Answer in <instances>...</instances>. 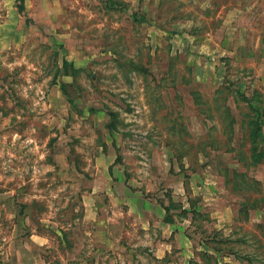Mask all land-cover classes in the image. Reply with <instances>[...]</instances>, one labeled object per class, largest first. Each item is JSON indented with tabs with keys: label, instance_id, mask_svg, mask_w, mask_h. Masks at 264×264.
Masks as SVG:
<instances>
[{
	"label": "rangeland",
	"instance_id": "obj_1",
	"mask_svg": "<svg viewBox=\"0 0 264 264\" xmlns=\"http://www.w3.org/2000/svg\"><path fill=\"white\" fill-rule=\"evenodd\" d=\"M17 4L0 0V264H264V0ZM108 165L132 210L102 192L100 224L85 203Z\"/></svg>",
	"mask_w": 264,
	"mask_h": 264
},
{
	"label": "crops",
	"instance_id": "obj_2",
	"mask_svg": "<svg viewBox=\"0 0 264 264\" xmlns=\"http://www.w3.org/2000/svg\"><path fill=\"white\" fill-rule=\"evenodd\" d=\"M24 7H25V0H24ZM111 164V163H110ZM101 167H103V165H100ZM110 165L104 167L101 171L102 176H104L102 181H96V183L93 185V188L90 192V194H88V198L91 199L86 201V205H87V209L85 211V216L84 217H88L90 219H94L96 220L97 223L103 224V220L106 219V212L107 210H105V212L102 211L101 209V205H99V203L94 202L93 200L96 199V197H98L100 195V193H106L108 195H110L112 197V199H116L115 202H122L124 201L125 204H130V210H132V194L129 195H121V194H116V189H119L116 182V179L119 180L121 177L120 175H116L115 173H112L111 169H108ZM134 179V178H133ZM137 180V179H135ZM121 182H123L122 180H120ZM124 183V182H123ZM130 185V184H129ZM127 187H125L126 189ZM130 190V189H128ZM131 191V190H130ZM143 197V196H142ZM144 202L146 203V199L143 198ZM113 201V203H115ZM147 205V203H146ZM140 215H145L148 212V209L143 206L140 207ZM164 218V217H163ZM110 229V228H109ZM117 228H111L109 231H104L100 233V237H98V240H105L106 237L110 236L113 237L115 235H117ZM108 234V236H107ZM61 237L62 234L60 233ZM106 236V237H105ZM110 237V238H111ZM39 249V248H37ZM40 251V250H39ZM165 252H166V247L163 248H158V251L156 253V257L158 259H161L165 256ZM61 260V259H60ZM78 263L75 262V264H86L89 263V261L92 264H102V262H99V259H94L93 258L89 259V258H80L78 259ZM62 264H66V262H69V264H71L72 261H69V259H65L62 261ZM19 264H46V261H44L43 258L41 257H32L29 260L28 259H21L19 258ZM174 264H178V263H174Z\"/></svg>",
	"mask_w": 264,
	"mask_h": 264
},
{
	"label": "trees",
	"instance_id": "obj_3",
	"mask_svg": "<svg viewBox=\"0 0 264 264\" xmlns=\"http://www.w3.org/2000/svg\"><path fill=\"white\" fill-rule=\"evenodd\" d=\"M18 4H17V7H18V11L19 12H23L24 11V0H17Z\"/></svg>",
	"mask_w": 264,
	"mask_h": 264
}]
</instances>
